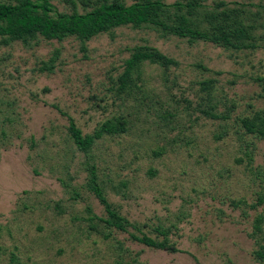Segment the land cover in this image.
Here are the masks:
<instances>
[{
    "label": "rangeland",
    "instance_id": "1",
    "mask_svg": "<svg viewBox=\"0 0 264 264\" xmlns=\"http://www.w3.org/2000/svg\"><path fill=\"white\" fill-rule=\"evenodd\" d=\"M99 1L49 3L82 13ZM219 2L215 10H242L257 47L233 50L128 25L83 43L0 37V264H264L250 236L264 212V201L255 204L264 192V139L239 122L264 107L254 80L264 77V0L200 3L211 10ZM138 46L175 65L144 61L118 92L123 61ZM206 81L212 87L202 90ZM51 106L82 134L115 119L124 131L78 152ZM87 164L120 216L156 241L154 228L168 229L177 251L87 221L105 218L85 188Z\"/></svg>",
    "mask_w": 264,
    "mask_h": 264
},
{
    "label": "trees",
    "instance_id": "2",
    "mask_svg": "<svg viewBox=\"0 0 264 264\" xmlns=\"http://www.w3.org/2000/svg\"><path fill=\"white\" fill-rule=\"evenodd\" d=\"M202 0H174L165 4L161 0H136L125 5L120 0H100L89 10L78 13L73 6L69 13L56 12L49 0H11L0 2V37L25 42L34 36L45 40L60 41L66 37H74L80 43L90 40L96 35L107 33L121 26H148L167 34L188 41H207L223 48L242 50L257 47L253 37L254 26L245 21L242 10L221 9V2L213 9L201 5ZM56 55L49 60L52 63ZM144 61L162 67L175 65V62L149 47H135L129 57L123 61V70L116 78L117 91L123 92L130 85L132 74ZM43 66L42 69H48ZM260 85L264 99V77H255ZM211 82L201 84V89H210ZM66 120V133L78 152L87 153L101 137L124 131V122L118 119L107 120L97 126L90 134H82L72 119L56 106H51ZM245 133L254 134L264 139V107L254 112L249 118L239 120ZM87 180L85 188L102 207L105 218L90 216L105 226L117 231H129L130 238L147 247L176 252V248L167 240L169 230L155 227L154 232L162 239L153 240L138 232L136 226L120 216L106 201L98 184V177L93 164L86 165ZM264 192L256 194L255 204H262ZM251 208L254 205L250 206ZM264 210V206H263ZM264 212L256 214L251 224V237L255 240L256 250L253 256L257 261L264 260ZM134 232V233H133ZM136 233V234H135Z\"/></svg>",
    "mask_w": 264,
    "mask_h": 264
}]
</instances>
